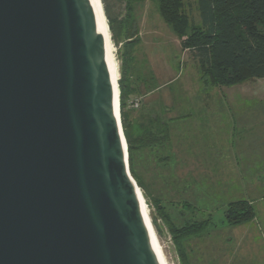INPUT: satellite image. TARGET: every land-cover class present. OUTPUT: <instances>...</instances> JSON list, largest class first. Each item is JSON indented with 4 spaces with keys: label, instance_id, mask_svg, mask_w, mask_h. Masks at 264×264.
<instances>
[{
    "label": "water",
    "instance_id": "95a60500",
    "mask_svg": "<svg viewBox=\"0 0 264 264\" xmlns=\"http://www.w3.org/2000/svg\"><path fill=\"white\" fill-rule=\"evenodd\" d=\"M138 189L95 0H0V264H160Z\"/></svg>",
    "mask_w": 264,
    "mask_h": 264
},
{
    "label": "rangeland",
    "instance_id": "374dc122",
    "mask_svg": "<svg viewBox=\"0 0 264 264\" xmlns=\"http://www.w3.org/2000/svg\"><path fill=\"white\" fill-rule=\"evenodd\" d=\"M183 1L185 11L193 9V0ZM101 2L116 30L111 42L118 77L129 40L122 27L127 0ZM133 10L139 38L134 54L146 60L155 81L148 90L139 85L137 111L130 109L134 95L127 106L134 120L158 116L170 125L169 150L143 148L134 156L142 183L137 186L165 263L264 264V78L209 84L161 19L155 0ZM235 200L254 208L251 220L228 223L226 205ZM196 221H207L201 232L180 235L183 224Z\"/></svg>",
    "mask_w": 264,
    "mask_h": 264
},
{
    "label": "trees",
    "instance_id": "16d2710c",
    "mask_svg": "<svg viewBox=\"0 0 264 264\" xmlns=\"http://www.w3.org/2000/svg\"><path fill=\"white\" fill-rule=\"evenodd\" d=\"M144 0H127V13L123 21L126 39L121 54L119 76V113L127 144L128 167L137 185L142 186L134 170V156L143 148L169 150L170 125L158 116H143L141 121L131 118L132 111L141 107L139 85L148 90L154 86L155 76L146 60L134 54L139 42L134 5ZM164 23L190 51L205 80L215 86H232L242 81L264 78V0H197L199 21L185 11L183 0H155ZM112 40L116 39L113 23L108 24ZM130 100V109L127 100ZM139 98L138 107H133ZM166 158V157H165ZM164 158V159H165ZM167 159V158H166ZM254 208L245 200L230 201L225 217L229 224L237 225L254 217ZM207 221L183 224L180 235L201 232Z\"/></svg>",
    "mask_w": 264,
    "mask_h": 264
},
{
    "label": "bare ground",
    "instance_id": "6f19581e",
    "mask_svg": "<svg viewBox=\"0 0 264 264\" xmlns=\"http://www.w3.org/2000/svg\"><path fill=\"white\" fill-rule=\"evenodd\" d=\"M95 2L97 4V8H98V12H99V23H100V27H101V31H102L103 47H104V53H105V57H106V61H107V71H108L109 81H110L111 89L113 92V97H114L115 102H116V100L118 98L117 66H116L113 46H112V42H111L110 30L108 28V22H107V18L105 17V13L103 11V6H102L101 0H95ZM138 197H139V202H140V206H141V212L143 215V219H144L145 224L149 230L153 249L155 251L157 259H158L160 264H166L162 250L160 248V244H159L158 239H157V236L153 230L152 225L150 224L147 206H146L145 202H143L144 198L141 194L140 189H138Z\"/></svg>",
    "mask_w": 264,
    "mask_h": 264
},
{
    "label": "crops",
    "instance_id": "0c3cea01",
    "mask_svg": "<svg viewBox=\"0 0 264 264\" xmlns=\"http://www.w3.org/2000/svg\"><path fill=\"white\" fill-rule=\"evenodd\" d=\"M186 1V0H185ZM189 12V13H188ZM190 12H192L193 13V15H194V17L196 18L195 20L197 21H199V12H198V9H197V0H193V9L190 7V9H189V11H186V13L190 16V18L191 19H194L193 17H191V15H190ZM194 20V21H195ZM187 50V49H186ZM193 59V58H192ZM194 60V59H193ZM195 61V60H194ZM206 113H208L207 111H205ZM209 114V113H208ZM208 125H210V123H208V124H203V127H206V126H208ZM202 127V126H201ZM202 127V128H203ZM212 143H215V139H214V141L212 142Z\"/></svg>",
    "mask_w": 264,
    "mask_h": 264
},
{
    "label": "built area",
    "instance_id": "2783aa9c",
    "mask_svg": "<svg viewBox=\"0 0 264 264\" xmlns=\"http://www.w3.org/2000/svg\"><path fill=\"white\" fill-rule=\"evenodd\" d=\"M138 104H139V98H136V99H134V101H133V107H138Z\"/></svg>",
    "mask_w": 264,
    "mask_h": 264
}]
</instances>
